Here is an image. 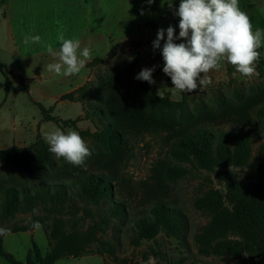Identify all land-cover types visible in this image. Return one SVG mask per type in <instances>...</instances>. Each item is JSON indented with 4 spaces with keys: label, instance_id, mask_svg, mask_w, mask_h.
I'll return each instance as SVG.
<instances>
[{
    "label": "rangeland",
    "instance_id": "1",
    "mask_svg": "<svg viewBox=\"0 0 264 264\" xmlns=\"http://www.w3.org/2000/svg\"><path fill=\"white\" fill-rule=\"evenodd\" d=\"M65 1L41 0L33 11L31 0L30 17H44L48 27L56 26L58 17L63 30L64 25L69 24L63 19ZM103 2L109 9L100 8L93 25L95 30L106 33L105 41L95 45L97 49L91 53L92 59L78 74L58 75L60 82L51 93L63 94L61 101L32 102L19 77L15 81L16 89L11 90L15 102L7 101L0 108V124L5 125L9 139L15 143L10 148L0 149V192L9 186L32 189L38 183L70 184L94 173L112 179L116 196L104 199L106 206L101 208L73 193L64 202L39 203L35 207L38 214L20 211L6 218L0 214V227L10 229V234L4 236V248L23 262L34 244L45 256L51 245L44 228L23 229L33 221L53 222L52 218L56 217L68 230L76 232L79 240L83 232L91 230L93 233L98 229L102 241H111L113 253L109 254L108 245L95 244L91 252L62 258L55 264H104V261L146 264L150 256L156 257L159 264H264L242 236L230 234L225 246L215 242L207 245L198 239L220 218L197 204L206 193L217 190L231 211L233 222L239 213L233 209L230 199L231 179L244 181L247 186H264V56L261 55L257 63L258 78L243 77L227 61H222L218 70L208 73L212 84L205 90L174 93L170 77L163 72L164 41H161V49L154 50L152 46L159 28L172 25L178 36L179 18L173 15V10L166 3L161 7V0H154L151 5L146 0ZM243 2L245 0H240V4ZM103 18L104 28L99 27ZM107 21L110 25L106 27ZM153 66H156L154 84L134 79L142 68ZM77 82L78 88L69 91ZM34 83L28 84L33 87ZM39 104L50 111L49 117L57 120L45 117ZM57 128L65 132L75 130L86 141L91 151L86 167L72 166L48 151L44 133ZM106 128L114 132L113 142L107 139ZM198 129L229 135L234 146L246 136L251 150L249 162L219 167L214 172L182 163L189 172L181 177H166L165 168L178 163L171 156L175 142ZM13 147L21 152L9 151ZM114 198L126 205V217L109 216L108 209ZM157 199L166 201L179 213L184 229L180 236L162 230L154 239L135 244L132 240L135 222L148 214ZM93 223L99 227H94ZM0 264L9 263L0 258Z\"/></svg>",
    "mask_w": 264,
    "mask_h": 264
},
{
    "label": "trees",
    "instance_id": "2",
    "mask_svg": "<svg viewBox=\"0 0 264 264\" xmlns=\"http://www.w3.org/2000/svg\"><path fill=\"white\" fill-rule=\"evenodd\" d=\"M0 71L6 79L8 94L12 90L11 76L14 74L1 62ZM39 106L45 117H48L49 120L54 119V117H49L50 111L48 109L41 104ZM104 131L107 139L113 142L116 138L114 132L111 133L108 128ZM245 138L247 137L245 136ZM245 138L234 146V141L229 135H218L205 129H198L175 142L171 156L178 163L166 167L164 175L168 178L185 175L189 170L181 166L182 163L213 172L219 167H228L231 164L245 165L251 157L249 141L248 138ZM9 151L17 153L21 152V149L13 147ZM230 186L232 190L230 199L233 202V209L239 213L238 219L231 221L232 213L224 205L219 191H209L197 201V204L209 209L214 217H218L220 220L216 222L213 228L198 236V239L204 240L207 245L215 242L219 246H225L229 235L236 234L242 236L246 240L248 248L264 261V186H247L244 181L236 179H231ZM114 188L111 178L94 173L76 179L70 184L38 183L32 189L9 186L0 192V214L4 218L14 217L20 211H33L39 203L44 201L64 202L69 200L73 193H76L87 203L101 208L106 206L104 199L109 196H116ZM108 210L110 211L109 216L114 219H118L117 217L121 219L120 216L126 217L128 215L126 205L115 198ZM147 212L148 214L143 215L135 222L132 239L135 244L142 240L154 239L162 230L173 236L181 235L184 225L181 223L180 215L166 201L157 199ZM52 220L53 222L40 220L51 245L50 251L45 256L34 244L26 261H20L4 248V236H0V258L9 264H55L62 258L78 257L89 253L95 244L104 247L108 245L109 254L113 253L110 246L111 241H102L101 237L98 236V229H94L93 233L91 230L83 232L82 238L79 240L76 238V232L68 230L67 226L57 220L56 217ZM107 220L112 222V219L107 218ZM93 224L94 227H99L96 223ZM108 228H110V223ZM32 229L29 225L23 231ZM98 253L101 254L100 251ZM104 264L108 263L104 261Z\"/></svg>",
    "mask_w": 264,
    "mask_h": 264
},
{
    "label": "clouds",
    "instance_id": "3",
    "mask_svg": "<svg viewBox=\"0 0 264 264\" xmlns=\"http://www.w3.org/2000/svg\"><path fill=\"white\" fill-rule=\"evenodd\" d=\"M146 2L151 5L154 0ZM165 3L179 18V34L175 35L172 25L159 28L152 46L154 50L161 49V41H164L161 49L163 72L170 77L174 93H192L198 88L205 90L212 84L208 73L218 70L222 61H227L236 73L248 79L260 76L257 63L261 52L258 49L264 44V29L257 27L253 30L249 16L239 7V0H180L178 8H174L173 0H161V7ZM41 39L38 34L25 35L23 43L39 44ZM57 40L60 42L58 50H54L51 43L45 45L47 53L57 59L47 65V70L63 76L78 74L92 59L91 49L84 47L80 50L81 41L66 39L63 33L57 36ZM176 40L186 42L175 43ZM155 67L142 68L134 79L154 84ZM43 138L48 151L57 159L63 158L75 167H86V158L91 156V151L77 131L65 132L57 128L45 132ZM33 214H38V210L33 209ZM31 227L40 230L43 225L40 221H33ZM8 234L10 229L0 227V236ZM146 264H159V261L150 256Z\"/></svg>",
    "mask_w": 264,
    "mask_h": 264
},
{
    "label": "crops",
    "instance_id": "4",
    "mask_svg": "<svg viewBox=\"0 0 264 264\" xmlns=\"http://www.w3.org/2000/svg\"><path fill=\"white\" fill-rule=\"evenodd\" d=\"M30 1L0 0V62L5 64L14 74L11 78L12 89H16L15 81L21 77L19 80L27 87L32 102L42 103L41 99H45V101L54 99L55 103H58L63 94L58 96L52 95L51 92L57 89V84L60 81L57 79L58 75L47 70V65L57 62V59L47 53L45 45L51 43L54 50H58L60 42L57 40V36L63 33L66 39H79L81 41L80 50L89 47L91 53H94L97 49L95 45L103 44L106 37L103 30H95L94 19L96 13L101 12L100 8L109 9V6L103 0H70L69 3L66 0L62 4L64 7L63 19H67L69 24H65L62 30L63 24L58 23L60 21L58 17L55 21L57 27H48L44 17L43 19L30 17L32 4L35 8L41 0H32L31 5ZM179 3L180 0H173L174 6L179 5ZM239 7L249 16L253 30L257 27L264 29V0H245L241 4L239 0ZM108 24L109 21L106 22V27ZM104 26L105 19L103 18L99 27L104 28ZM37 34L42 38L39 44L25 45L23 43L25 35ZM260 52L264 56V44H262ZM30 82H35L33 87L28 84ZM78 86L79 83L77 82L69 91L76 90ZM11 92L7 94L6 79L1 72L0 108L7 101L15 102ZM6 130L5 125L0 124V149H7L15 145L9 139ZM19 136L20 140L24 139H22L21 133Z\"/></svg>",
    "mask_w": 264,
    "mask_h": 264
}]
</instances>
